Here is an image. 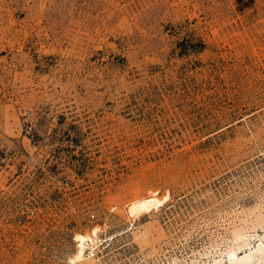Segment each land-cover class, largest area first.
Returning a JSON list of instances; mask_svg holds the SVG:
<instances>
[{
  "label": "rangeland",
  "instance_id": "obj_1",
  "mask_svg": "<svg viewBox=\"0 0 264 264\" xmlns=\"http://www.w3.org/2000/svg\"><path fill=\"white\" fill-rule=\"evenodd\" d=\"M263 213L264 0H0V264H197Z\"/></svg>",
  "mask_w": 264,
  "mask_h": 264
},
{
  "label": "bare ground",
  "instance_id": "obj_2",
  "mask_svg": "<svg viewBox=\"0 0 264 264\" xmlns=\"http://www.w3.org/2000/svg\"><path fill=\"white\" fill-rule=\"evenodd\" d=\"M167 198L168 197L166 196L159 197L156 195H150L135 200L132 203L133 208L136 209L135 216L138 217L148 209L157 208L164 204ZM255 222L263 228L264 232V213L263 215L258 214ZM245 232L249 239H246L242 233L237 234L235 235L234 240L232 239L231 241L233 243L228 244L227 247L221 251L220 256L215 257V255L212 257V261L203 260L197 262V264H264V233L260 235L257 232L252 234L249 231ZM257 237L258 241L254 244V240ZM75 238L78 243L77 251L74 254V260L79 261L83 259L88 243L85 241V237L81 234H77ZM245 245L250 246L248 251H245Z\"/></svg>",
  "mask_w": 264,
  "mask_h": 264
},
{
  "label": "built area",
  "instance_id": "obj_3",
  "mask_svg": "<svg viewBox=\"0 0 264 264\" xmlns=\"http://www.w3.org/2000/svg\"><path fill=\"white\" fill-rule=\"evenodd\" d=\"M91 255H93V253H92ZM91 255H90V256H91Z\"/></svg>",
  "mask_w": 264,
  "mask_h": 264
}]
</instances>
